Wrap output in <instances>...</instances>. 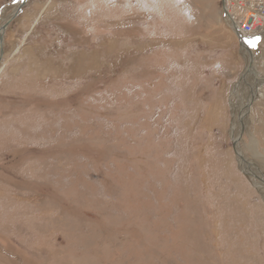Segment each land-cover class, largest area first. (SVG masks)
I'll return each instance as SVG.
<instances>
[{
  "label": "rangeland",
  "instance_id": "rangeland-1",
  "mask_svg": "<svg viewBox=\"0 0 264 264\" xmlns=\"http://www.w3.org/2000/svg\"><path fill=\"white\" fill-rule=\"evenodd\" d=\"M59 1L29 0L5 33L0 264H264V190L231 131L236 98L264 178V39L231 92L249 54L208 38L222 0Z\"/></svg>",
  "mask_w": 264,
  "mask_h": 264
},
{
  "label": "bare ground",
  "instance_id": "bare-ground-1",
  "mask_svg": "<svg viewBox=\"0 0 264 264\" xmlns=\"http://www.w3.org/2000/svg\"><path fill=\"white\" fill-rule=\"evenodd\" d=\"M228 1V0H226ZM21 5V0L18 1V2H14L12 5L10 6H7L3 9V11L1 12L0 14V50L2 49L3 50V54H4V48H5V38H6V30L8 29V26L10 25V23L12 22V20H14L16 17H14V15L16 14V12L18 11L19 7ZM24 8V7H23ZM22 8V9H23ZM12 11L11 13H8L9 11ZM22 12V10H20L18 12V15ZM227 13H228V16L229 18H227V24L228 26L232 29H235L236 27L234 26V20L232 19L231 17V14L229 12V10H227ZM17 15V16H18ZM237 29V28H236ZM239 31V30H238ZM240 33V31H239ZM240 36L242 37V39L244 40L243 43H244V50H246L249 54V57L246 58L247 62H250L251 63V68H252V75L255 74V70H256V66L257 64L254 62V56L256 55H252V52L249 51L250 48L248 46V41L251 39V38H246L245 35L242 33H240ZM35 37V36H34ZM250 42V41H249ZM2 59H3V56L2 58H0V64L2 63ZM47 69V68H46ZM51 69V68H50ZM57 69V68H56ZM34 70V69H33ZM37 71V70H36ZM39 71V70H38ZM53 71V70H51ZM57 72V71H56ZM48 73V72H47ZM59 73V72H58ZM55 74V72H54ZM247 78V77H246ZM251 79V77H249V80ZM257 81L259 82V79L257 78ZM261 89V88H260ZM259 89V90H260ZM258 90V91H259ZM237 91V90H235ZM259 96H263V93L262 92H259ZM255 98V96H254ZM236 100V98H235ZM232 103V107H233V111H234V122H233V130L232 131V139H233V144H234V148H235V151L237 153V159H238V163H239V166L241 167V170L246 174L247 178L251 180V184H253V186L255 188H257L258 190L262 189V191L264 190V185L262 182H260L259 180H262L264 182V178H260V174L262 171H260L259 169V166L255 163L254 165L257 167L255 170L252 169L251 167V161L250 158H248L243 150H242V146H241V141L243 140L242 137H243V131L247 128V125H248V122H245V117L246 115H248V113L243 117L239 114V111L238 110H241L240 109V105L237 104L236 102ZM252 104V103H251ZM250 108V105H248V107L245 109V111H248ZM242 123V124H240ZM244 124V125H243ZM262 156V155H261ZM256 159V158H255ZM261 162V161H260ZM259 168V169H258ZM252 177V178H251ZM261 177H262V174H261ZM254 181H253V180Z\"/></svg>",
  "mask_w": 264,
  "mask_h": 264
},
{
  "label": "built area",
  "instance_id": "built-area-1",
  "mask_svg": "<svg viewBox=\"0 0 264 264\" xmlns=\"http://www.w3.org/2000/svg\"><path fill=\"white\" fill-rule=\"evenodd\" d=\"M226 8L246 38L264 36V0H228Z\"/></svg>",
  "mask_w": 264,
  "mask_h": 264
},
{
  "label": "crops",
  "instance_id": "crops-1",
  "mask_svg": "<svg viewBox=\"0 0 264 264\" xmlns=\"http://www.w3.org/2000/svg\"><path fill=\"white\" fill-rule=\"evenodd\" d=\"M40 1V0H39ZM59 1V0H58ZM60 5H64L63 3H64V0H60L59 2H58ZM57 7H59L58 5H57ZM56 7V8H57ZM60 12H62L63 13V8L62 7H60V8H58L57 9V13H59V14H61ZM222 13H223V10H222ZM19 16V15H18ZM17 16V17H18ZM59 20V19H61L62 20V18H55V19H53V20ZM212 22L209 24V25H217L218 26V28H219V31L221 32V35H214L213 37H208V38H235V36H236V34H235V32L226 24V20H225V16H222L221 15V17L217 14V16H215L214 18H212ZM50 22H52V21H48L47 23H46V26H51L52 24L50 23ZM224 25H226L227 26V28H224ZM229 28H230V30H229ZM225 29H226V31H225ZM230 31V32H229ZM236 38H237V36H236ZM255 38H259V39H264V36H262V37H260V36H256ZM234 43V41H232L231 39H229V41H227V43L225 42L224 44L225 45H227V46H225V45H221V46H218L216 49L217 50H222V51H224V50H228L229 48H230V46L232 45ZM31 54V53H30ZM239 54L241 55V51H240V46H239ZM34 55V58L36 57V55H35V52H33V54H31V57ZM39 58V57H38ZM43 58V57H42ZM49 62V63H48ZM47 63L45 62L44 64H41V65H39V71H36L35 73V75H36V78L39 80L40 79V76L42 75V76H44V74H46L47 72H50L51 70H53L52 72H54V71H57V70H60L59 68L60 67H58V66H56V64H55V62L54 61H48ZM33 66V65H32ZM30 67H31V65H30ZM47 68V69H46ZM51 68V69H50ZM57 68V69H56ZM244 69H245V66H244ZM244 72V71H243ZM243 74V73H242ZM241 74V75H242ZM240 75V76H241ZM240 76L238 77V79H237V81H236V83L239 81V79H240ZM236 83H234V85H232L233 86V88L231 89V92H232V90H234V86H235V84ZM219 92H221V94H220V97L222 98V100H225L226 99V96H225V92H226V88H224L223 86L221 87V89L219 90ZM230 94V93H229ZM29 96V95H28ZM27 96V97H28ZM228 99H227V101H228V103L230 104V96H228L227 97Z\"/></svg>",
  "mask_w": 264,
  "mask_h": 264
},
{
  "label": "water",
  "instance_id": "water-1",
  "mask_svg": "<svg viewBox=\"0 0 264 264\" xmlns=\"http://www.w3.org/2000/svg\"><path fill=\"white\" fill-rule=\"evenodd\" d=\"M28 1L29 0H21V5H20V7H19V9H18V11L16 12V14L14 15V17H17V15H18V12L20 11V10H22V8L23 7H25L26 6V4L28 3ZM222 10H223V14H224V16L226 17V18H229V16H228V13H227V8H226V0H222ZM235 26V25H234ZM236 27V26H235ZM237 28V27H236ZM233 29V31L235 32V34H236V36L238 37V41H239V46H240V51H241V54L243 53L244 54V43H243V39H242V37L240 36V33H239V31H238V29ZM0 38H2V37H0ZM2 56H3V50L1 49L0 50V58H2ZM251 63L250 62H246L245 63V69H244V72H243V74L240 76V79H239V81L235 84V86H234V90H237V91H240V90H242L244 87L242 86V84H244L245 83V80H246V77H247V79H249V77H251L252 76V68H251ZM263 78H264V74H262V78L260 79L261 81H263ZM247 82V81H246ZM255 82V84H257V81L255 80L254 81ZM245 86H246V84H244ZM241 86L243 87V88H241ZM255 86V85H254ZM250 104H251V102H250ZM233 140V139H232ZM232 142H234V141H232ZM244 173V172H243ZM249 181H250V183H251V180L250 179H248ZM260 182H262L263 183V185H264V182L262 181V180H259Z\"/></svg>",
  "mask_w": 264,
  "mask_h": 264
}]
</instances>
